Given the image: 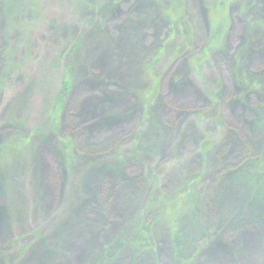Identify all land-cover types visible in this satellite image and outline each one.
Masks as SVG:
<instances>
[{
	"label": "rangeland",
	"instance_id": "1",
	"mask_svg": "<svg viewBox=\"0 0 264 264\" xmlns=\"http://www.w3.org/2000/svg\"><path fill=\"white\" fill-rule=\"evenodd\" d=\"M82 1L0 0V264H264V0Z\"/></svg>",
	"mask_w": 264,
	"mask_h": 264
},
{
	"label": "trees",
	"instance_id": "2",
	"mask_svg": "<svg viewBox=\"0 0 264 264\" xmlns=\"http://www.w3.org/2000/svg\"><path fill=\"white\" fill-rule=\"evenodd\" d=\"M82 0H65V3H69V4H73L77 7H81L83 5ZM82 3V4H81ZM167 5L168 7H166V11L169 14V18H170V22L172 25H175L176 27H180L183 24L187 23V19H186V15H185V7H184V0H167ZM170 5V6H169ZM78 41L76 40V42H72L69 43L70 46H72V48H70V52L71 54H73L76 50V48L78 47ZM186 44H179L178 47H175L179 50L181 49L183 46H185ZM177 46V45H176ZM162 48H164V44H162L161 46ZM174 50V51H175ZM67 50H63L62 53L60 55H63L66 53ZM160 57V53H158L157 58ZM53 63V62H51ZM55 63L60 64L59 66H57V70H60L61 67H65L62 66L64 64H69L70 62H65L62 60L61 57H58L55 59ZM68 66V65H67ZM239 79V81L242 83V85L244 86V88L246 89L249 84H250V79L248 78H243V76L237 77ZM250 78V77H249ZM70 87V82L68 80H60V88L59 90L56 92L57 96H62V94H64L67 90H69ZM144 93H142V96L140 97V101L142 102V104H145V99H144ZM50 96V94H47L45 92V90L41 93V92H36V95L34 96V100L36 101V103H40L41 105L43 103H45L48 100V97ZM216 110H214L212 113L213 115H215L214 117H216ZM147 116V115H146ZM199 118H203L201 115ZM205 118V117H204ZM21 159V155L19 156ZM20 159L17 158V161H19ZM253 164H257L259 163V165H257L256 167H250L248 173L246 174L248 181L251 182V190H250V194L251 195H255V196H259L261 195L264 191H259L256 190V188L258 187V185L263 184L264 183V154L261 156L260 160L252 162ZM251 163V164H252ZM5 178L7 179V181L9 180V177H7L6 174ZM209 191V192H208ZM206 193L205 197L203 198L204 201L211 197V188L208 187V189H206L204 191ZM209 195V196H207ZM152 204L151 202L148 203V207H150ZM152 208L155 210V214H156V219H163L162 217L166 214L169 213V211H171V209H168V206H166V199L160 198L153 206ZM180 212V210H179ZM146 221H140L138 223L135 224V226L133 227V229L131 230L132 232L136 231L139 233L138 236L131 238V239H126V241L128 243H130L135 249H137V251L143 252L144 250L148 249H152L153 246L152 244H150V242L148 241V238L146 236ZM169 230L170 232H172V238H176L178 236H180L182 234L181 228L178 225V221H176V219L172 220L169 223ZM202 240V238H201ZM125 241V240H124Z\"/></svg>",
	"mask_w": 264,
	"mask_h": 264
}]
</instances>
